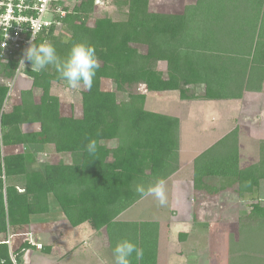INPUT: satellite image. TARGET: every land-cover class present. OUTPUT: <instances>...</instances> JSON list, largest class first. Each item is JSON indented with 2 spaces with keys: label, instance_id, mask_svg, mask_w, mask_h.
I'll return each instance as SVG.
<instances>
[{
  "label": "trees",
  "instance_id": "trees-1",
  "mask_svg": "<svg viewBox=\"0 0 264 264\" xmlns=\"http://www.w3.org/2000/svg\"><path fill=\"white\" fill-rule=\"evenodd\" d=\"M93 1L66 0L60 25L42 30L34 42H50L61 58L76 42L95 47L100 67L91 88L81 92L80 117L62 113L58 98L49 94L51 83L62 79L54 66L34 72L28 61L18 74L23 72L31 84L19 92L20 103L9 106L6 100L13 86L9 89L6 81L13 78L17 60H0V78L4 80L0 84V264H22L28 249L50 252V245L37 248L28 240L10 252L9 239L10 233L15 234L11 229H21L32 217L47 214L54 206L71 227L87 223L96 231L105 228L110 249L124 239L142 248L143 259L137 261L133 254L131 264H155L159 224L114 219L143 197L135 191L137 184L147 188L177 171L179 119L147 110L145 94L129 92L127 101L118 102L114 92L99 88L101 78L111 79L118 91L144 84L147 92L177 90L181 99L213 100L232 97L234 74L241 78L233 82L236 87L246 86L253 71L259 74V84L264 77V0H210L202 6L197 0L193 12L181 16L149 14L147 0H124L126 20L102 18L89 27L85 20ZM218 10L221 15H216ZM231 11L238 15L241 26L236 37L228 36L225 41L224 26H220L223 33L216 26ZM197 21L203 25L193 31L189 25ZM210 27L219 33L216 38L198 37ZM133 42L145 44L146 52L139 53L131 46ZM158 62L164 67L157 69ZM201 83L205 86L203 94L197 86ZM193 84L194 93L187 95ZM215 84L220 87L213 88ZM38 90L42 94L39 101H34ZM23 124H39V129L23 132ZM238 133L235 126L194 158L195 196L228 188L242 197L259 185L264 177L260 171L264 155H259L257 164L240 168ZM90 139L97 141L94 158L86 150ZM110 140H115L118 147L101 143ZM43 147L52 156L69 153L73 161L36 164V152ZM212 177L222 178L225 184L209 183ZM252 207L250 215L237 223L238 239L232 237L227 243V264H237L234 259L242 255L256 259L254 255L259 254L234 247L242 239L246 241L243 230L255 235V230L264 225V207L259 203Z\"/></svg>",
  "mask_w": 264,
  "mask_h": 264
},
{
  "label": "rangeland",
  "instance_id": "rangeland-1",
  "mask_svg": "<svg viewBox=\"0 0 264 264\" xmlns=\"http://www.w3.org/2000/svg\"><path fill=\"white\" fill-rule=\"evenodd\" d=\"M206 2H210V0H200L199 6H202ZM196 4H197V0H147V13L149 14H154V13L165 14L166 13V14H173V15L181 16V14H183L184 12L186 13L193 12V8H195ZM127 12H128V7H127V4L124 3V0H94L91 12L86 18L85 24L89 27H93L95 25V21L98 19H102V18H110L112 21H117V22L124 21L127 18ZM219 14L221 15L222 13L218 10L216 15H219ZM199 23L203 25V22L197 21L195 24L190 23L189 26L191 27L193 31H194V28H198L199 30L201 28V25L197 26V24ZM216 27L222 31L220 26H216ZM60 32H58L57 34H60ZM232 32L233 31L231 29L225 28V34H226L225 41L228 36H232ZM197 35L199 38L205 37V38L212 39V38H216L219 35V33L216 32L215 27H210V28L203 30V32L198 33ZM131 46L135 48L141 54H144L146 52L147 47L143 43L133 42L131 43ZM99 64H100V61H99ZM160 67H164V63L158 62L157 69L158 68L160 69ZM3 82L4 80L0 78V84H2ZM30 84H31L30 79L28 77H25L23 72L18 74L14 81L13 91L10 92L11 96L7 98L6 103L9 104V106L19 104L21 101L19 97V92L21 91V89L29 88ZM197 86H201L200 94H203L204 88H205L204 84L201 83ZM181 87L184 88V86L182 85ZM233 87H234V83L231 82L230 90H232ZM99 88L102 91L114 92L116 96V100L118 102L127 101L129 92L145 94L147 91L144 84L126 86L124 87L125 90L118 91L116 89L114 82L108 78L100 79ZM194 89H196L195 84L191 86V91L190 89H187V95L193 94ZM83 91H85V88L83 87H81L80 89H70L63 79H61L60 81H53L49 88V94L52 96H56L58 98L62 113H64L65 115H72L75 117L81 116V92ZM40 94H42L41 90H38L35 93L34 101H39ZM146 98H147L146 108L151 111H157V112L166 111V112L172 113L171 111H177L176 108L179 106L178 104L176 106L175 104L176 101H174L172 97L162 98L160 95L149 94L148 96H146ZM194 104L198 105L199 103L196 102ZM190 106L191 105H189L188 103H185V102L181 103V107L183 108H181L179 112L182 110L185 113L186 111H188V109L192 110V107ZM201 114L204 115L203 116L204 118H183L184 121L182 120V124L184 123L185 125L182 128L183 131L181 132V134L185 138L182 139L181 141L182 144H186L192 141V139H190L191 138L189 135L190 133L186 132L185 130V128L187 129L188 126L191 127L192 124H194L190 121V119H196L197 120V122H195L196 125L199 124L198 119L203 123L206 121L207 123H210V124H215L217 120H219L218 119L219 115L217 111H215L212 108H207V107L204 108L201 111ZM207 115L209 117L214 116V118H206ZM226 121L227 119L224 118L223 123L226 124ZM218 123H221V120ZM239 127L240 125H238V128ZM245 128L246 127H244V130ZM38 129H39V124H23L20 126V130L23 132L35 131ZM245 131L243 134H245ZM191 132H193L194 136H199V133L197 130H193ZM101 143L105 144L108 147H112L111 145L115 144V140L101 141ZM35 159H36V164H39V165L44 163L45 161L46 162L55 161L58 163H61V162L71 163L73 161L71 154L61 153V154H56L55 156H52V154L48 152L46 147H43L39 152H36ZM188 159L189 158L186 155V153L184 154V152H181V155L179 153L178 161L181 160L182 162L185 161L186 163H188L187 162ZM183 167L182 168L179 167V169L181 170L177 172L178 174L174 172L171 176H169L165 180V185L167 189V204L166 205L161 206L155 201L154 198L150 196L148 197L143 196L135 204H133L129 208L125 209L122 213H120L114 220L116 222H124V221L157 222L159 224V231L164 230V232L166 233V236L162 238V241H163V240L168 239V228L170 229V227L174 226L173 224L175 221L183 222V223L190 222L193 216L192 221H194L195 223H197L198 221L204 222L207 227H210L212 225L214 226L212 230H214V228H216L217 230L218 228H222V234L220 236L219 235L216 236L214 239H212L214 235L209 231L207 233L205 243L207 247L209 246L211 247V251L209 252L210 255H212L215 251L213 247H217V248L219 247L221 254L227 255L228 254L226 250L228 248L227 243L229 239L234 237L235 234H232V233L235 232V228H238L236 224L237 221L235 219V215L237 212L244 209L247 203L243 204L242 202L236 201V197L232 196L234 194L229 193L230 189H226L228 192L225 193L224 191L223 194H221L222 190H219L217 192V196L215 197L212 194V195L203 197L204 200L203 199L198 200V201L195 200L194 202L195 205L193 207L194 209L193 214L190 213L191 211H187V209H185L187 212L185 211V214H183L184 213V210H183L184 201L185 200L190 201L191 197H193L191 193H187L188 195H186L185 193L180 192V190H183V188L180 185H178L179 182L177 180H181L185 178H188L190 180V176H191V173H189L190 172L189 168H185V167L183 168ZM17 184H18L17 186L18 190L21 191L22 189L20 187L22 184L20 182H18ZM219 196H221L222 198H220ZM206 199H208V201H206ZM54 208L57 210L55 206ZM50 213L52 214H49L45 218L46 221L49 222L48 226H46L47 231L46 230H44V232L38 231V233L40 234L45 233L50 236L51 234L54 235V233L57 232L56 230L59 229L60 227L58 219L63 218V220L66 221L63 214L59 210L57 211L56 215L53 214V210L50 211ZM34 218H40V217H34ZM41 218H44V217H41ZM241 219L242 218H239L238 221ZM82 225L87 226L90 229L91 233L90 234L81 233L82 235L85 236V238L81 241V243L82 242L84 243L83 246L85 247L83 248L85 249H83L82 252L76 253V255H78L77 257L79 256L83 257L84 259L89 260L90 262L93 261L92 263H96V264L99 262L104 264L105 261L106 262L110 261L108 263L113 264L111 260H109L110 258L114 259L113 249H110L108 247L109 242L107 239V233H106L105 228H102L96 231V230L91 229V227L87 223H84ZM190 226H192L193 228L195 227L193 225H190ZM190 226L188 223L186 224V227H188L189 229H190ZM34 229L37 230V227H35ZM12 231L15 232V230L11 229L10 232ZM242 232L245 233L246 241L242 239L239 244L235 243L234 247L239 246L242 250L244 248L245 250L253 249L257 251L259 254L254 255L256 256V259L252 257H250V259H247L246 257L244 258V256L242 255V256L237 257V259H234V260L237 262V264H240L241 262H245V263L248 262L249 264H258V263L263 264V257L261 258L260 252L261 253L264 252V225L263 227H260L255 230V235H251V233H249V229L243 230ZM92 233L94 234L92 235ZM16 234L17 235L15 234L12 235L10 233L11 237L9 239V249L11 252L12 250L15 249V247L16 248L19 247L20 243L23 240L22 235H20L17 232ZM91 235L92 237H90ZM28 238L30 239L31 242H33L34 236L30 235ZM200 239L204 240L205 236L200 235ZM167 242L168 241H163V243L165 244L166 251L163 250L162 246H159L161 264H166V262L168 261L167 256H168V250H169L168 246L169 245H167ZM54 243L55 245H57L58 240ZM54 243L52 242L51 245L54 246ZM174 243L177 244V240H174ZM34 244L35 245L40 244L41 246H43V244L39 242L34 243ZM87 244L89 245V247L92 246L94 250L93 252L91 250L89 251L88 249H86ZM202 248H203V245L200 246V249ZM36 251L40 252L38 249H36ZM174 253H177V251ZM58 256L59 254H57V252H56V255L54 256L53 253H51L50 255H43V254H38L32 251V252H28V255H26L25 264H49L51 262H52L51 264H54V262L58 259ZM64 256L65 254L63 255L62 258H64ZM200 256L204 258V256L202 255ZM68 258L69 257L66 256L63 261L66 262V259ZM231 264H234V261Z\"/></svg>",
  "mask_w": 264,
  "mask_h": 264
},
{
  "label": "crops",
  "instance_id": "crops-1",
  "mask_svg": "<svg viewBox=\"0 0 264 264\" xmlns=\"http://www.w3.org/2000/svg\"><path fill=\"white\" fill-rule=\"evenodd\" d=\"M239 21L240 20H238V15L235 13H232L231 11L226 14V16L224 17V20L219 22L220 23L219 26H224V28L231 29L233 31L232 36L234 35L233 37H236L237 31H239V28L241 26ZM199 25H201V23H199ZM224 34H225V30H224ZM234 75L231 76V80H233V82L236 80L238 82L239 80L241 81V78L239 76H237L236 74ZM258 76L259 74L257 75L256 72L253 71V75L251 77L252 79L249 81V83L248 84L246 83V86H242L240 84L238 85V87L234 86L232 91H230L232 94V97L227 98V99L190 100V99H181L179 92L177 90H166V91H160V92H147L146 91L145 104H144L145 108H146V102H147L146 96H148L149 94L160 95L162 98L172 97L173 100L176 101L175 103L176 106L177 104L179 105L176 108L177 111H171L172 113H169L166 111L158 112V113L169 114L179 119L178 157H179V153L181 155V152H184V154L186 153V155L189 158L187 160L188 163H186L185 161L182 162L180 160L178 162L179 165L176 171V173L179 172L181 170L179 169V167L182 168L184 166L185 168H189L190 170L189 173H191L190 180L188 178L177 180L179 182L178 185H180L183 188V190H180V192L185 193L186 195H188L187 193H191L193 196L191 197L192 200L190 199V201H187V200L184 201V205H183L184 213L183 214H185V211H186L185 209H187V211H191L190 213L193 214V210H194L193 207L195 205L194 204L195 200L196 201L201 200V199L204 200L203 197L209 196L208 193H202V194H199L198 196H195L193 194L194 188H193L192 178H193L194 158L200 152L205 150L208 146L213 144L216 140H218L219 138L223 137L225 134L230 132L235 126L240 125L239 133H238L239 167L244 168L247 166L255 165L259 162V155H264V146H263L262 151L260 150V145L261 144L264 145V77L259 84ZM200 87H198L199 91H201ZM212 87L218 88L220 87V85L215 84ZM184 102L191 105L190 107H192V110L188 109V111H186L185 113L184 111L181 110L180 111L181 113H180L179 110L183 108L181 107V103H184ZM196 102H198L199 104L198 105L194 104ZM206 107L212 108L215 111H217L219 115V118H218L219 120H217L215 124H210V123H207L206 121L203 123L198 119L199 124L196 125L195 122H197V120L190 119V121L194 123L195 125L192 124L191 127L188 126L187 129L185 128V130L186 132L190 133L189 135L192 141L186 144H182L181 141L182 139L185 138L181 134V132L183 131L182 128L185 125L184 123L182 124V120L184 121L183 118H204L203 117L204 115L201 114V111ZM153 112H157V111H153ZM206 118H214V116L209 117L207 115ZM224 118L227 119L226 124L223 123ZM220 120H221V123H218ZM244 127H246L245 128L246 131L244 130ZM193 130H197L199 133V136H194L193 132H191ZM244 131H245V134H243ZM260 171L264 173V164L260 166ZM208 182L216 186H222V184H225L222 178L219 179L215 177L210 178ZM226 189H222L221 194H223L224 191L225 193L228 192ZM231 190L229 193L234 194L232 196L236 197V201L242 202L243 204L247 203L245 208L243 207L244 209L236 213L235 215V219L237 221L236 224L238 223L239 218H244V217H247V215H250L252 208H253L252 207L253 204L259 203L261 206L264 207V177L259 180V185L255 186L251 191H248L242 197ZM213 196L214 197L217 196V192L213 193ZM219 197L222 198L221 196ZM206 201H208V199H206ZM52 210H53V214L56 215L58 209L56 210L55 208H53ZM49 214H52V213L49 212L44 215L34 216V217H40V218L32 217L30 224L23 226L18 231H15V235H17L16 234L17 232L23 236L22 242L25 240L30 241L28 237L32 235L34 236L33 242L30 241L32 244L39 242V243H42L43 245L51 246L50 252L48 254L37 252L36 250H32V249L26 250L22 256V264H25L26 255H28V252H32V251L38 254H43V255H50L51 253H53L54 256L56 255V252H57L59 256H58V259L54 262V264H60V263L61 264H96V263H92L93 261L90 262L89 260H86L80 256L77 257L78 255H76V253L82 252V250L85 249L83 248L85 247L83 246L84 243L83 242L81 243V241L85 238V236L82 234L91 233L90 229L87 226L81 224L77 227H71L69 223L67 221H64L62 218V219H58L60 227L59 229L56 230L57 232H55L54 235L51 234L50 236L45 233L43 234L38 233V231L40 232H44V230L47 231L46 226H48L49 222L46 221L45 218ZM41 217H44V218H41ZM192 219H193V216L190 222L183 223V222L175 221L173 224L174 226L170 227V229L168 228V239L163 240V241H168L167 245H169L168 246L169 248L168 256H167L168 261L166 262V264H225L227 263V255L221 254L219 247L218 248L213 247L215 251L212 255H210L209 252L211 251V247L210 246L207 247L205 243L207 233L209 231H213V233L212 232L211 233L214 235L212 237V239H214L216 236L218 235L220 236L222 234V228H218V230L214 228V230H212L209 227H207L204 222L198 221L197 223H195L194 221H192ZM187 223L189 224V226L193 225L195 227L193 228L192 226H190V229H189L188 227H186ZM35 227H37V230L34 229ZM180 233H184L186 234V236L179 237ZM93 234L94 233H92V235ZM232 234H235L233 238L236 241L238 239V228H235V232ZM92 235L90 237H92ZM200 235L205 236V239L201 240ZM164 236H166V233L164 232V230L159 231V236H158V241H157V255H156L155 264H161L159 246H162L163 250L166 251L165 244L162 241V238ZM57 240H58V243L57 245H55L54 242H56ZM174 240H177V244L174 243ZM52 242L54 243V246L51 245ZM202 245H203V248L200 249V246ZM86 249H88L89 251L91 250L92 252L94 251L92 246L89 247L88 244H87ZM176 251L177 253H174ZM64 254H65L64 258L66 256L69 257L68 259H66V262H64L63 261L64 258H62ZM200 255L204 256V258H202ZM262 257L264 258V252H262ZM109 260H111V262L114 264L113 258H110ZM108 262L110 261H107V262L105 261L104 264H109ZM97 264H102V263L99 262Z\"/></svg>",
  "mask_w": 264,
  "mask_h": 264
},
{
  "label": "clouds",
  "instance_id": "clouds-1",
  "mask_svg": "<svg viewBox=\"0 0 264 264\" xmlns=\"http://www.w3.org/2000/svg\"><path fill=\"white\" fill-rule=\"evenodd\" d=\"M25 61L30 62L34 72H40L49 65L54 66L70 89H80L81 87L90 89L96 71L100 67L95 47L85 42L72 44L64 58L57 54L55 47L48 41H43L38 45L30 43L24 52L21 63L25 64ZM0 138H2V134H0ZM111 146L118 147L116 144ZM86 150L93 158L97 157V141L90 139L86 144ZM135 191L142 196L154 198L161 206L167 204V189L163 179L156 180L147 188L137 184ZM133 254L137 261L143 259L142 248L137 247L127 239L117 242L113 249L114 264H131Z\"/></svg>",
  "mask_w": 264,
  "mask_h": 264
},
{
  "label": "built area",
  "instance_id": "built-area-1",
  "mask_svg": "<svg viewBox=\"0 0 264 264\" xmlns=\"http://www.w3.org/2000/svg\"><path fill=\"white\" fill-rule=\"evenodd\" d=\"M66 0H0V60H17L13 78L6 81L12 88L17 74L25 64L21 63L30 43L35 42L42 30L60 25ZM26 62V61H25ZM40 248V244H36Z\"/></svg>",
  "mask_w": 264,
  "mask_h": 264
}]
</instances>
